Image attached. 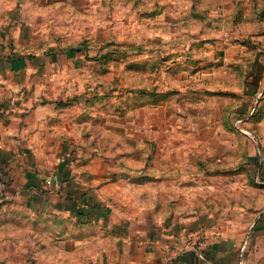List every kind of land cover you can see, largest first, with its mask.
<instances>
[{
	"label": "rangeland",
	"instance_id": "rangeland-1",
	"mask_svg": "<svg viewBox=\"0 0 264 264\" xmlns=\"http://www.w3.org/2000/svg\"><path fill=\"white\" fill-rule=\"evenodd\" d=\"M77 5L76 67L66 68L51 95L64 105L61 117L68 123L60 138L66 145L61 159L75 170L77 165L81 177L94 171L98 186L92 189L144 184L146 201L150 195L165 197L166 210L182 181L212 182L223 171L248 167L257 176L251 186L258 189L240 192L259 202L264 0H78ZM186 168L195 171L185 174ZM234 175L211 184L216 199H236ZM119 187L112 192L129 193L126 184ZM15 209V221L0 222L1 254L44 264L48 247L76 249L75 221L58 235L51 222ZM51 256L52 264L72 262L66 260L71 254ZM249 264H264V256Z\"/></svg>",
	"mask_w": 264,
	"mask_h": 264
},
{
	"label": "crops",
	"instance_id": "crops-1",
	"mask_svg": "<svg viewBox=\"0 0 264 264\" xmlns=\"http://www.w3.org/2000/svg\"><path fill=\"white\" fill-rule=\"evenodd\" d=\"M77 3L0 0V222L15 221L16 207L28 210L38 222H51L58 235H64L75 221L76 249L48 247L44 264L53 263V253L71 254L66 260L72 262L65 264L260 260L264 256V173L257 180L263 191L259 202L256 196L240 192L258 189L251 186V179L256 182L257 177L254 169L245 167L223 171L212 182L209 177L197 183L182 181L175 185L177 193L166 210L165 197L150 195L146 201L144 184L126 181L92 189L98 186L94 171L82 178L77 165L75 170L61 159L66 145L60 138L68 123L61 117L64 105L51 95L66 68L76 67V12L81 10ZM42 94L47 96L44 101ZM190 170L195 171L186 168L184 173ZM232 173L236 199H216L211 184ZM49 177L51 184L46 182ZM123 184L129 187L128 194L112 192L122 190ZM64 223L67 227H62ZM14 254L0 253V264H27L26 258L18 260Z\"/></svg>",
	"mask_w": 264,
	"mask_h": 264
},
{
	"label": "built area",
	"instance_id": "built-area-1",
	"mask_svg": "<svg viewBox=\"0 0 264 264\" xmlns=\"http://www.w3.org/2000/svg\"><path fill=\"white\" fill-rule=\"evenodd\" d=\"M46 182H47L48 184H51V183H52V178L49 177V178L46 180Z\"/></svg>",
	"mask_w": 264,
	"mask_h": 264
}]
</instances>
